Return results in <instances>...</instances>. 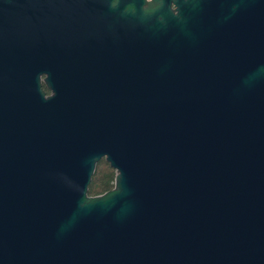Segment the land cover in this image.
<instances>
[{
    "label": "water",
    "instance_id": "water-1",
    "mask_svg": "<svg viewBox=\"0 0 264 264\" xmlns=\"http://www.w3.org/2000/svg\"><path fill=\"white\" fill-rule=\"evenodd\" d=\"M0 264H264V0H0Z\"/></svg>",
    "mask_w": 264,
    "mask_h": 264
},
{
    "label": "trees",
    "instance_id": "trees-1",
    "mask_svg": "<svg viewBox=\"0 0 264 264\" xmlns=\"http://www.w3.org/2000/svg\"><path fill=\"white\" fill-rule=\"evenodd\" d=\"M113 178V170L104 162H100L97 166H95L87 188V194L99 195L111 189L113 185Z\"/></svg>",
    "mask_w": 264,
    "mask_h": 264
},
{
    "label": "rangeland",
    "instance_id": "rangeland-1",
    "mask_svg": "<svg viewBox=\"0 0 264 264\" xmlns=\"http://www.w3.org/2000/svg\"><path fill=\"white\" fill-rule=\"evenodd\" d=\"M100 162H104L103 160H100L97 164H96V166L100 163ZM105 163V162H104ZM106 164V163H105ZM96 195H98V194H96ZM90 196H94V195H90Z\"/></svg>",
    "mask_w": 264,
    "mask_h": 264
}]
</instances>
